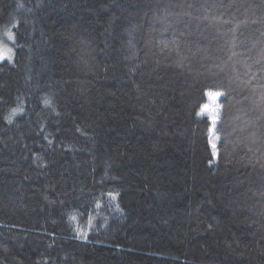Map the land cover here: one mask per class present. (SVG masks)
I'll return each instance as SVG.
<instances>
[{
  "label": "trees",
  "instance_id": "obj_1",
  "mask_svg": "<svg viewBox=\"0 0 264 264\" xmlns=\"http://www.w3.org/2000/svg\"><path fill=\"white\" fill-rule=\"evenodd\" d=\"M8 30L0 264H264V0H0Z\"/></svg>",
  "mask_w": 264,
  "mask_h": 264
},
{
  "label": "rangeland",
  "instance_id": "obj_2",
  "mask_svg": "<svg viewBox=\"0 0 264 264\" xmlns=\"http://www.w3.org/2000/svg\"><path fill=\"white\" fill-rule=\"evenodd\" d=\"M11 37V38H10ZM12 42H13V33L12 31L8 30V31H4L1 33L0 35V50H3L4 48H10L11 49V53L9 56L0 59V62L3 60H12L13 58V47H12ZM212 93V97H210L208 94ZM207 93V98H208V102L205 105H208L209 108L205 109V105L201 108V110L199 111V114L201 115H205L208 117L209 121H210V127H209V135H210V144L211 147L214 149L215 148V143H216V137L213 135V131H214V126L217 122V114H218V101L220 98V93L217 96L215 92H209Z\"/></svg>",
  "mask_w": 264,
  "mask_h": 264
},
{
  "label": "snow or ice",
  "instance_id": "obj_3",
  "mask_svg": "<svg viewBox=\"0 0 264 264\" xmlns=\"http://www.w3.org/2000/svg\"><path fill=\"white\" fill-rule=\"evenodd\" d=\"M11 38V37H10ZM11 53V49L10 48H4L3 50H0V59H3L7 56H9ZM210 97H212V93L208 94ZM217 96L219 95V93L216 94ZM209 106L205 105V109H208Z\"/></svg>",
  "mask_w": 264,
  "mask_h": 264
}]
</instances>
